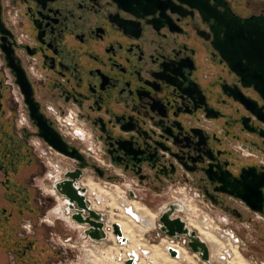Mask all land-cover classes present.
<instances>
[{"label": "flooded vegetation", "instance_id": "af4514ba", "mask_svg": "<svg viewBox=\"0 0 264 264\" xmlns=\"http://www.w3.org/2000/svg\"><path fill=\"white\" fill-rule=\"evenodd\" d=\"M44 134L77 149L86 165ZM59 155L55 181L50 164ZM76 169L87 207L103 216L79 214L102 222L106 239L129 221L94 204L89 188L105 181L123 187L124 214L138 223L153 224L152 210L172 197L153 240L167 236L166 210L197 230L191 208L170 197L185 191L235 234L253 226L258 236L264 210L235 194L254 205L264 198V0H0V264H59V234L76 240L59 221L94 239L55 186ZM207 233L199 230L217 241ZM169 238L187 245L184 235Z\"/></svg>", "mask_w": 264, "mask_h": 264}, {"label": "rangeland", "instance_id": "374dc122", "mask_svg": "<svg viewBox=\"0 0 264 264\" xmlns=\"http://www.w3.org/2000/svg\"><path fill=\"white\" fill-rule=\"evenodd\" d=\"M58 158L57 162L63 164L61 162L62 156L59 155ZM90 175L91 173L88 170L87 174L82 179V182L85 185L86 183L89 184L90 181L87 180V178H89ZM102 183V186L98 188L95 185L90 184L92 189L96 187V190H94L97 194L100 192L101 196L105 197V200L102 198V202H96V205H99L98 207L104 211L111 210L112 215H118L121 213L123 218H126L132 223L135 230V237L140 240V245L135 249L136 254H138L136 264H264V223L260 225V233L256 237L254 236L255 227L253 226L247 228V230H243L242 235L235 234L229 227L223 226L212 212L195 198L192 192L185 191L182 194L171 192L170 197L173 196L174 198L177 197L183 199L188 207L191 208L188 209L189 213L186 215L188 216L189 222L191 221L190 219L194 220L191 221L194 225L193 227L196 228L198 232V227H202L205 231H210L216 237L217 241H209L208 243L211 250V262H205L187 245H184L182 241L178 242L164 235H161L157 240L151 239V235L154 234L152 231L155 230V227L157 226L159 208L162 204H167L172 197L162 202L159 205L160 207L152 210V212L156 214V216H154V214L151 216L156 225H153L154 223L151 225L150 223L143 224L125 216L124 213L126 212L125 209L123 210V203H121L120 200L124 201V204H127V206H129L131 201L124 195L123 187L110 181ZM43 185L46 187L45 183H43ZM139 205L145 206L143 203H140ZM139 205H136V207H139ZM147 211L148 210H146L145 213L144 210L141 209L136 212L141 217L148 218L150 212ZM47 213V218L50 220L55 219L52 209ZM113 218H115V216H113ZM261 220L262 222L264 221L263 219ZM201 223L209 224V228L207 226V228H205V225L203 226ZM43 224V227H41L42 233L51 235V233H53L52 225L49 223ZM57 224L60 230H65L67 228L72 234H75L76 237L75 241H68L64 238L62 233L59 234L56 241L57 246L65 252V256L59 260V264H126L125 260L128 258L127 246L122 248L117 239H112L113 236L112 238L108 237L103 240L91 238L80 239L84 227L78 226L74 221L69 223L59 221ZM71 225L73 227H70ZM75 227L79 228V231ZM253 239L256 241L253 242ZM152 244L160 245L163 252H166L167 255L164 257H153L151 253ZM168 245L173 247L174 245L179 246L181 250L179 258H172L167 250ZM145 249H148L149 252L146 253Z\"/></svg>", "mask_w": 264, "mask_h": 264}, {"label": "water", "instance_id": "95a60500", "mask_svg": "<svg viewBox=\"0 0 264 264\" xmlns=\"http://www.w3.org/2000/svg\"><path fill=\"white\" fill-rule=\"evenodd\" d=\"M43 136L45 137L47 142L57 151L63 153L66 156L81 161L80 167H84L86 165L83 155L77 149H75V151H70L68 145L60 137L50 139L45 134ZM81 176L82 173L80 169L69 171L66 173V180L56 183L55 186L60 193L66 195L70 199L72 208H75L77 206L75 208L76 214L73 215V219L80 223H88L91 227H93V231H95V234L91 233L89 230L88 232H86V235L97 240L106 239L107 236L102 230V222L90 220V217L84 220L79 214L78 209H87L90 213V216L94 217L97 220H100L103 216V214L87 207L86 199L83 195V192L86 191V188H78L79 184L76 183V181L80 179ZM235 195L236 197L242 198L244 201L249 203L255 211L260 212L264 210V198L257 200V204L254 205L253 202H251V200L245 194L237 192ZM75 204L76 206H74ZM127 211L133 216H136V214L132 213L131 209H128ZM171 214L172 213L169 210H166L160 217V229L162 230V232L166 233L167 236L171 238L178 239H180V237L184 235L188 240L187 246L203 261L211 262V250L206 240L199 234L197 230L192 229L190 226H188L186 221L183 220L180 216L173 218ZM113 229L118 242L120 244L127 243L128 238L124 236L120 223H115ZM168 251L173 258H177L180 255L179 250L175 247H169ZM137 258L138 256L136 253L130 252L128 254V259L126 260V264H135Z\"/></svg>", "mask_w": 264, "mask_h": 264}, {"label": "bare ground", "instance_id": "6f19581e", "mask_svg": "<svg viewBox=\"0 0 264 264\" xmlns=\"http://www.w3.org/2000/svg\"><path fill=\"white\" fill-rule=\"evenodd\" d=\"M101 195V194H100ZM144 208V207H143ZM144 210V209H143ZM146 211V209L144 210V212ZM148 212V211H147ZM146 213V212H145ZM135 214V213H134ZM136 217H137V215H136ZM145 218V217H144ZM149 222H150V220H149ZM122 226H123V228H122V230H123V233H124V236L126 237H129L130 238V244L126 247L127 248V252H132L131 250H134V253H135V249L136 248H138V246L140 245V240L137 238V237H135V234H134V228H133V226L131 225V223H130V221L129 222H126V223H122ZM121 226V227H122ZM199 228V230H201L202 232H203V234L206 236V237H210V234L209 233H207V231H203L202 230V228L201 227H198ZM115 237L113 236V239H114ZM128 241H129V239H128ZM127 241V242H128ZM123 244V243H122ZM169 246V245H168ZM167 246V250H168V248L169 247H173V246H169L168 247ZM174 246H177V245H174ZM176 248V247H175ZM179 248V247H178ZM177 248V249H178ZM179 250V249H178ZM145 251H146V253H148L149 252V250L148 249H145ZM180 252V251H179ZM151 253H152V256L153 257H158V256H166L167 255V253L166 252H163V250L161 249V246L160 245H156V244H152L151 245ZM238 254V253H237ZM151 255V254H150ZM138 256V255H137ZM237 256V255H236ZM179 257H180V255H179ZM179 257H177V258H179ZM237 257H239V256H237ZM168 258V257H167ZM173 258V257H172ZM177 258H174V259H177ZM138 259V258H137ZM166 259V258H165ZM174 261V260H173ZM136 263H137V261H136ZM135 263V264H136ZM122 264V263H121Z\"/></svg>", "mask_w": 264, "mask_h": 264}, {"label": "built area", "instance_id": "2783aa9c", "mask_svg": "<svg viewBox=\"0 0 264 264\" xmlns=\"http://www.w3.org/2000/svg\"><path fill=\"white\" fill-rule=\"evenodd\" d=\"M57 161H58V158L56 157V158L52 159V163L50 164V167H51L50 177H51V179H53L55 181L60 179L61 174H62V170H61V166H60L61 164H59ZM89 194H90L92 200L95 201L94 202L95 205H96V202L98 199H101V201H102L103 197L99 193L97 194L95 191L91 192L90 188H89ZM96 206H98V205H96Z\"/></svg>", "mask_w": 264, "mask_h": 264}]
</instances>
